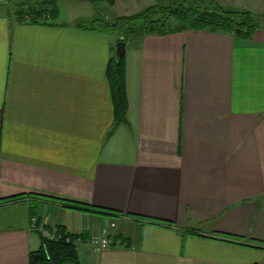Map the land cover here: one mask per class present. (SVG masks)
<instances>
[{
	"label": "crops",
	"instance_id": "0c3cea01",
	"mask_svg": "<svg viewBox=\"0 0 264 264\" xmlns=\"http://www.w3.org/2000/svg\"><path fill=\"white\" fill-rule=\"evenodd\" d=\"M220 1L259 19L253 38L129 36L127 118L109 137L115 34L79 28L93 18L76 8L101 5L69 0L70 20L41 22L0 8V264H29L43 206L83 236L80 264H264V0ZM111 221L121 243L95 253L87 241Z\"/></svg>",
	"mask_w": 264,
	"mask_h": 264
},
{
	"label": "trees",
	"instance_id": "16d2710c",
	"mask_svg": "<svg viewBox=\"0 0 264 264\" xmlns=\"http://www.w3.org/2000/svg\"><path fill=\"white\" fill-rule=\"evenodd\" d=\"M90 1L95 7L103 3L109 6L115 5V0ZM58 2L59 0H4L0 2V6L8 8L9 4L15 5L16 10L11 15L17 22H41L57 19V14L52 12ZM78 27L117 34V44L125 43L127 36L139 38L148 34L167 35L173 32L206 29L250 41L259 30L260 24L251 12L227 9L218 0H174L169 5L156 4L139 13L117 17L113 21L108 19L82 20L78 22ZM106 74L114 111L113 124L107 134L109 137L115 128L123 124L127 118L125 57L118 59L112 53ZM77 206L82 211L116 217V213L110 210L91 208L86 205ZM56 230L60 236L57 240L45 239L39 235L40 248L30 254L29 264H80L76 246L72 243L77 235L67 233L65 227L58 226ZM80 237L83 238L82 235ZM67 238L70 239L69 243L66 242Z\"/></svg>",
	"mask_w": 264,
	"mask_h": 264
},
{
	"label": "rangeland",
	"instance_id": "374dc122",
	"mask_svg": "<svg viewBox=\"0 0 264 264\" xmlns=\"http://www.w3.org/2000/svg\"><path fill=\"white\" fill-rule=\"evenodd\" d=\"M2 1H4V0H0V2H2ZM172 1L174 2V0H165V1L160 2L158 4H160V5H169ZM219 2L221 3V5L225 6V8H227V9H230L231 8L232 10L246 11V10H243V9H238L237 7L234 6L235 4L232 5V4H230V2H224V1H220V0H219ZM69 3H70L69 0H59V2L55 5V10L53 11V14L54 13H56L57 15L60 14V17H59V20L60 21L61 20L62 21H68V20L71 19L70 16H69L70 15V8H71V6H70ZM8 6H9L8 8L7 7H4V6H0V8L3 9V10H5V9L8 10L9 9V11L11 13H13L16 10L15 5L9 4ZM81 7H88L87 9H88V14L89 15L87 13H85V12L80 13V14H82V15L87 14V16H88L89 19H91V18H93V19H96V18L97 19H106L105 12H108L112 16V17L109 16V20L113 21L115 18H117V15H115L113 13L111 7L108 4H106V3L101 4V6H100V8L98 10H95L94 8H92V6L89 3H86V2L83 3V4H81V5H79V6H77L76 8H81ZM76 8H75V10H76ZM82 11H86V9L85 8H82ZM257 21H259V19ZM260 22L261 23L264 22V17L260 18ZM112 36H113L112 37V42H113V49H112V51H113V54L116 55V45L117 44L115 43L116 42L115 41L116 39L113 40V38H115V37L118 38V35L116 34L115 36L114 35H112ZM126 39H128V36L126 37ZM40 203L42 205H44L42 202H40ZM35 212H36V210H35ZM48 212H49V209H48L47 206L41 207L39 209L38 217H35V219L39 220L40 224H43V225L46 224L49 227L52 226L51 228H53L54 225L48 221V217H47L48 216ZM3 213L6 214L7 212L6 211H3ZM112 224H114L115 227H116L115 221H113V222L111 221L110 224H109V230H110V232H111L112 229H115V227L114 228H111V225ZM56 236H58L57 231H56ZM77 256H78V253H77Z\"/></svg>",
	"mask_w": 264,
	"mask_h": 264
},
{
	"label": "built area",
	"instance_id": "2783aa9c",
	"mask_svg": "<svg viewBox=\"0 0 264 264\" xmlns=\"http://www.w3.org/2000/svg\"><path fill=\"white\" fill-rule=\"evenodd\" d=\"M51 227H49L46 224L45 225L40 224L39 220H37L35 218H31V220H30V230L31 231L39 234L40 236H42L45 239H49V240L59 239L60 236H56V231H57L56 227L55 226L53 228H51ZM114 227H115V225L112 224L111 228H114ZM66 242L69 243L70 239L67 238ZM83 242H85V240L78 235H77L76 239L74 241H72V243L76 247L78 245L82 244ZM87 243L92 247V249L95 253H101V252L108 250L109 248H111L115 244H120L121 242L119 241V239H117L115 237V235L114 236L112 235V233L110 232L109 229H104L100 233H94L89 238Z\"/></svg>",
	"mask_w": 264,
	"mask_h": 264
},
{
	"label": "water",
	"instance_id": "95a60500",
	"mask_svg": "<svg viewBox=\"0 0 264 264\" xmlns=\"http://www.w3.org/2000/svg\"><path fill=\"white\" fill-rule=\"evenodd\" d=\"M126 52V43L124 42H119L116 45V56L118 59H121L123 56H125ZM53 264V263H51Z\"/></svg>",
	"mask_w": 264,
	"mask_h": 264
}]
</instances>
